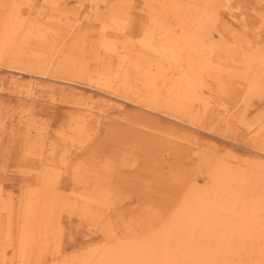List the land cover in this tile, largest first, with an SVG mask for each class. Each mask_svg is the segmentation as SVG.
<instances>
[{
    "label": "rangeland",
    "instance_id": "rangeland-1",
    "mask_svg": "<svg viewBox=\"0 0 264 264\" xmlns=\"http://www.w3.org/2000/svg\"><path fill=\"white\" fill-rule=\"evenodd\" d=\"M151 1L103 0L95 15H86L84 7L77 9L79 0H57V3L0 0V20L8 19L13 12L28 19L30 27L24 28L23 37L16 45L23 52L21 65L27 61L31 65L26 67L33 73L45 74L0 70V77L4 78L0 90V184L4 191L9 192L13 204L18 205L25 199V190H22L28 183L25 178L34 174L24 173L29 163L26 159L36 164L37 156H19L17 143L21 134L18 130L23 125L17 122L22 115L24 119L21 120L26 122L31 134L37 136L39 143L41 140L54 144L57 152L51 158L56 168L60 161H54L61 152L78 161L92 155L109 168L110 180L104 205H79L73 198L68 200L69 205L63 206L48 223L45 229L48 237L44 243L39 248L28 247L26 259L19 255L18 246L7 248L6 255L14 260L13 264H60L73 255L86 253L94 244L100 246L104 234L113 238L126 232L121 242L144 238L161 216L168 217L167 206L180 200L181 194L192 185L189 181L196 179L198 186L211 187L208 172L219 164L227 168L242 165L241 168L255 169L264 177L263 168L251 167L254 162L251 159L264 161V93L245 102L240 94L244 80L237 73L241 66L239 53L241 49L249 50L248 41L256 42L251 51L256 47L264 51V0H230L233 18L228 9L221 8L217 22L209 26L207 31L211 36L207 41L217 44L213 53L218 57L207 56L210 64L206 73L210 75H201L197 86L203 102L209 103V111L206 115L199 114L192 124L145 110L96 87L98 80L108 77L100 47L104 36L117 33L125 23L133 27L144 20L150 6L159 8L151 5ZM104 2L110 4V9ZM1 25L0 21V30ZM102 26L111 34L103 33ZM131 36L128 42L122 36L116 38L117 48L125 45L130 50L140 37L137 31ZM221 48H224L221 53L230 50L229 55H218ZM153 63L155 65L156 61ZM10 80L21 82L22 88L11 87ZM27 81L52 87V94L45 91L30 96L22 92ZM115 106L128 115L124 119L116 117ZM24 109L29 110L28 118L22 113ZM226 109L229 113H238L235 125L223 127L217 122ZM141 116L148 121L138 120ZM156 123L158 129H154ZM168 126L213 146L202 141L195 145L181 135L171 136L165 128ZM256 131L261 136H253ZM228 150L235 156H229ZM59 167L63 171L61 165ZM68 178H62V191H69L72 185ZM75 192L73 187L67 195L70 197Z\"/></svg>",
    "mask_w": 264,
    "mask_h": 264
},
{
    "label": "bare ground",
    "instance_id": "bare-ground-1",
    "mask_svg": "<svg viewBox=\"0 0 264 264\" xmlns=\"http://www.w3.org/2000/svg\"><path fill=\"white\" fill-rule=\"evenodd\" d=\"M51 1L57 3V0ZM99 2L103 0H79L77 9L84 7L86 15H95ZM151 2V5L156 4L159 8L150 6L145 19L135 24L137 27H127L125 20V24L119 27L117 33L124 41L128 42L136 31L140 36L130 50L125 45L117 48L115 39L121 36L116 32L104 36L100 47L102 57L106 59L102 63L107 68L105 76L108 77L98 80L96 87L145 110L167 114L174 120H187L192 124L191 121L199 114L206 115L209 111V103L203 102L202 96L197 93L198 78L203 74L210 75L206 73L210 64L206 61L207 56H214L213 47L217 46L208 43L211 34L207 30L217 22L221 8L228 9L230 18H233L231 1ZM105 6L110 9V4L105 3ZM8 17L0 20V70L44 76V73H33L32 69L27 68L26 65H31L27 61L21 65L23 52L16 45L23 37L21 33L24 28L30 27L28 19L15 12ZM100 29L103 33L111 34L103 26ZM247 43L249 50L241 49L238 58L241 66L237 68L240 69L238 75L244 80L240 94L245 102L264 93V51L260 47L251 51L256 42ZM223 50L221 48L217 54ZM229 52L221 55L227 56ZM211 76L214 77L213 72ZM9 83L11 87L22 88L21 82L10 80ZM23 85L25 91H21L30 96L34 92L47 91L52 94V87L34 81H27ZM114 110L118 112L115 116H120V119L128 115L118 106ZM22 113L29 117V110L24 109ZM23 117L17 122L19 126L23 125L18 127L21 135L19 142L16 141L20 145L19 156L30 155L31 158L36 155L37 158L36 164L30 162L32 159H26L29 163L28 166L25 164L24 173L34 174L25 178L28 183L22 188L25 190L24 201L21 199L18 205H14L10 193L4 191L0 184V264H13L14 260L6 255L7 248L15 249L18 246L19 255L24 259L28 256V247L39 248L48 237L45 231L48 223L56 218L63 206L69 205L68 200L72 201L73 198L79 205H104L107 202L106 187L110 183L109 168L92 155L78 161L69 159L66 152H61L54 163L60 161L58 164L63 171L58 169L60 165L56 168L51 158L57 152L54 144L41 140L40 144L26 122L21 120ZM237 119V112L229 113L226 109L217 122L224 127L235 125ZM138 120L148 121L143 116ZM158 128L156 123L154 129ZM165 128L171 136L187 137L195 145L199 141L206 143L172 127ZM259 135L256 131L253 136ZM262 140L264 142V138ZM206 144L213 146L209 142ZM227 153L235 156L229 150ZM251 161H254L252 168L264 169V161ZM225 166L219 164L208 172L212 181L209 188L198 186L196 179L189 181L192 185L186 193L181 194L180 200L167 206L168 217L161 216L144 238L121 242L126 232L113 238L104 234L100 246L94 244L86 253L73 255L60 264H264V177L255 169L248 170V166H244L246 169L241 168L242 165L234 168ZM177 171L181 172L179 168ZM63 177H69L72 181L69 191L75 188L76 192L70 197L68 190L61 189ZM113 242L115 244L111 246Z\"/></svg>",
    "mask_w": 264,
    "mask_h": 264
}]
</instances>
